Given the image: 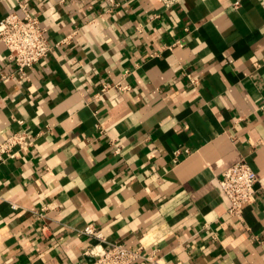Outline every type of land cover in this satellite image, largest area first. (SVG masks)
Returning a JSON list of instances; mask_svg holds the SVG:
<instances>
[{"label": "crops", "instance_id": "obj_1", "mask_svg": "<svg viewBox=\"0 0 264 264\" xmlns=\"http://www.w3.org/2000/svg\"><path fill=\"white\" fill-rule=\"evenodd\" d=\"M20 3L56 45L25 80L0 43V141L34 136L0 161V264L92 262L87 224L159 264H264V0H0V20ZM240 159L238 219L218 180Z\"/></svg>", "mask_w": 264, "mask_h": 264}, {"label": "built area", "instance_id": "obj_2", "mask_svg": "<svg viewBox=\"0 0 264 264\" xmlns=\"http://www.w3.org/2000/svg\"><path fill=\"white\" fill-rule=\"evenodd\" d=\"M165 7L171 6L175 0H162ZM22 14L9 12L0 20V43L4 44L8 58L15 65V74L18 78L28 80L29 71L33 66L47 57L55 48L45 29L40 25L37 17L33 16L26 4L20 3ZM155 17V16H154ZM69 37L61 42L68 41ZM12 74H1L0 80H7ZM192 84H197V78H191ZM111 87L125 91L127 85L103 84L102 90ZM100 132H102L100 130ZM34 144V136L27 129H20L7 135L0 141V161L4 158H15L21 152L29 151ZM256 176L250 164L245 159H240L235 164L225 168L218 180L219 188L228 201L227 214L240 219L243 209L254 199ZM43 211L38 212L43 217ZM80 233L96 240L89 246L85 255L92 257V262L82 264H159L152 252L147 251L143 245L135 247L117 242H108L103 234L92 224H87Z\"/></svg>", "mask_w": 264, "mask_h": 264}, {"label": "water", "instance_id": "obj_3", "mask_svg": "<svg viewBox=\"0 0 264 264\" xmlns=\"http://www.w3.org/2000/svg\"><path fill=\"white\" fill-rule=\"evenodd\" d=\"M93 260V259H92Z\"/></svg>", "mask_w": 264, "mask_h": 264}]
</instances>
